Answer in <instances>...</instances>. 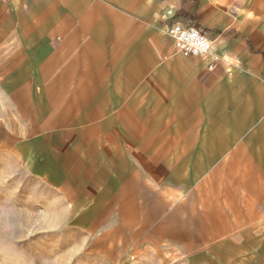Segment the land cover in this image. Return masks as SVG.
<instances>
[{
    "label": "crops",
    "instance_id": "1",
    "mask_svg": "<svg viewBox=\"0 0 264 264\" xmlns=\"http://www.w3.org/2000/svg\"><path fill=\"white\" fill-rule=\"evenodd\" d=\"M0 146L133 264H264V0H0Z\"/></svg>",
    "mask_w": 264,
    "mask_h": 264
},
{
    "label": "rangeland",
    "instance_id": "2",
    "mask_svg": "<svg viewBox=\"0 0 264 264\" xmlns=\"http://www.w3.org/2000/svg\"><path fill=\"white\" fill-rule=\"evenodd\" d=\"M104 231L77 228L68 205L0 146V264H133V229Z\"/></svg>",
    "mask_w": 264,
    "mask_h": 264
},
{
    "label": "built area",
    "instance_id": "3",
    "mask_svg": "<svg viewBox=\"0 0 264 264\" xmlns=\"http://www.w3.org/2000/svg\"><path fill=\"white\" fill-rule=\"evenodd\" d=\"M177 50L185 55L199 57L209 53L211 41L205 32L194 24L172 22L166 28Z\"/></svg>",
    "mask_w": 264,
    "mask_h": 264
}]
</instances>
